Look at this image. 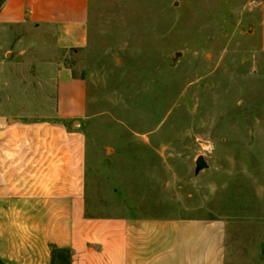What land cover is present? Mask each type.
I'll return each mask as SVG.
<instances>
[{"label":"rangeland","instance_id":"1","mask_svg":"<svg viewBox=\"0 0 264 264\" xmlns=\"http://www.w3.org/2000/svg\"><path fill=\"white\" fill-rule=\"evenodd\" d=\"M263 1L88 0L87 45L66 55L0 24L2 107L51 118L60 56L85 81L67 124L85 139L87 215L220 219L225 264H264Z\"/></svg>","mask_w":264,"mask_h":264},{"label":"crops","instance_id":"2","mask_svg":"<svg viewBox=\"0 0 264 264\" xmlns=\"http://www.w3.org/2000/svg\"><path fill=\"white\" fill-rule=\"evenodd\" d=\"M0 24L50 32L66 55L87 45L88 0H3ZM258 31L264 49V1ZM48 63L51 118L13 117L0 97L2 264H51V245L70 250L69 264H225L220 219L87 215L85 139L67 124L85 110V81L60 56Z\"/></svg>","mask_w":264,"mask_h":264},{"label":"trees","instance_id":"3","mask_svg":"<svg viewBox=\"0 0 264 264\" xmlns=\"http://www.w3.org/2000/svg\"><path fill=\"white\" fill-rule=\"evenodd\" d=\"M51 264H69L70 250L68 248H59L51 245ZM0 264L2 262L0 261Z\"/></svg>","mask_w":264,"mask_h":264},{"label":"water","instance_id":"4","mask_svg":"<svg viewBox=\"0 0 264 264\" xmlns=\"http://www.w3.org/2000/svg\"><path fill=\"white\" fill-rule=\"evenodd\" d=\"M207 166V163L202 155H199L195 160V171L203 169Z\"/></svg>","mask_w":264,"mask_h":264}]
</instances>
